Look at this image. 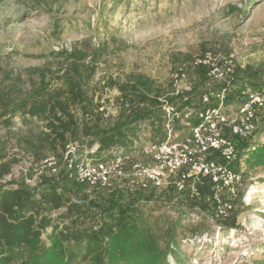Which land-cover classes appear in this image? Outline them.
<instances>
[{"label":"rangeland","instance_id":"obj_1","mask_svg":"<svg viewBox=\"0 0 264 264\" xmlns=\"http://www.w3.org/2000/svg\"><path fill=\"white\" fill-rule=\"evenodd\" d=\"M205 51L232 55L241 69L264 71V0H0V93L27 91L29 69L55 71L65 61L79 60L93 70L87 92L98 111L104 118L114 117L119 87L128 77L141 76L153 82V89L168 92L173 68ZM192 103L200 107L198 100ZM12 122L18 137L10 139L6 154L18 161L6 176L12 174L9 182L22 178L30 187L27 180L37 163L12 146L26 132L44 130V123L19 115ZM5 133L0 123L1 142ZM137 138L157 139L147 123ZM78 143L86 145L84 139ZM251 143L254 149L241 156L242 183L228 218H216L211 209L202 213L185 207L184 202L174 209L169 202L175 200L164 198V207L150 208L152 217L180 223L177 259L167 255L169 264H264V162L254 156L264 147V132ZM21 166L25 175L17 173ZM233 169L238 170L237 163ZM176 193V199L184 198L181 193L191 199L187 191ZM42 239L48 243L46 235ZM160 246L164 248L163 239Z\"/></svg>","mask_w":264,"mask_h":264},{"label":"trees","instance_id":"obj_2","mask_svg":"<svg viewBox=\"0 0 264 264\" xmlns=\"http://www.w3.org/2000/svg\"><path fill=\"white\" fill-rule=\"evenodd\" d=\"M62 67L55 71L29 69L27 91L15 88L0 93V123L6 128L5 140L0 141L1 179L18 161L6 154L10 139L18 137L12 131V118L17 115L44 123V130L26 132L12 146L23 149L37 164L50 155L61 159L66 145L80 139L85 140L87 149L98 145L97 158L115 147L129 153L133 149L130 139L136 138L146 123L157 139L163 138L157 99L167 94L170 86L164 92L153 89V82L141 76L128 77L119 87L116 116L104 118L87 92L92 68L79 60L65 61ZM187 73L193 82L187 105L198 100L201 107V95L209 93L205 88L206 71L189 68ZM263 74L264 71L235 66L225 105L235 109L247 101L248 95L262 90ZM52 82L60 83L59 87L52 88ZM176 99L179 98L171 101ZM208 105L216 104L212 99ZM261 121L264 122V110L256 115L254 136L264 132V126H257ZM234 144L238 157L253 147L250 140L234 139ZM254 156L264 162V147ZM47 171L33 187L24 184L22 178L0 184V264H169L167 255L177 259L174 251L179 250V244L175 237L180 223H170L165 216L154 218L150 208L164 207L160 202L164 198L176 201L169 202L174 209L182 208L181 202L202 213L215 209L212 186L204 179L196 186L199 199L191 200L181 193L184 198L180 200L175 197L178 193L174 187L159 193L154 189L133 193L119 188L89 191L87 186L68 179L65 168L57 175ZM53 213L57 214L54 218ZM161 239L164 248L160 246Z\"/></svg>","mask_w":264,"mask_h":264},{"label":"built area","instance_id":"obj_3","mask_svg":"<svg viewBox=\"0 0 264 264\" xmlns=\"http://www.w3.org/2000/svg\"><path fill=\"white\" fill-rule=\"evenodd\" d=\"M235 66L232 55L205 51L192 56L189 62L171 71L170 90L157 99L162 139L142 142L140 138H131V152L115 147L100 158L95 156L98 145L87 149L71 142L61 159L50 155L36 164L34 176L27 182L33 187L45 170L57 175L65 168L68 179L87 186L89 191L119 188L130 193L149 189L159 193L174 187L177 192L187 191L191 199H199L196 186L204 179L212 186L215 217L228 218L238 198L244 172V160L238 157L234 139L251 141L256 115L264 110V88L248 95L247 101L235 109L225 105ZM189 68L206 71L205 88L209 93L201 95L199 108L187 105L193 89L187 73ZM215 87L218 89L211 90ZM172 98L179 99L172 102ZM212 99L214 107L208 105ZM236 163L238 170H233L231 166ZM26 170L21 166L17 173L25 175ZM11 177L12 174L4 177L0 184L9 182Z\"/></svg>","mask_w":264,"mask_h":264},{"label":"bare ground","instance_id":"obj_4","mask_svg":"<svg viewBox=\"0 0 264 264\" xmlns=\"http://www.w3.org/2000/svg\"><path fill=\"white\" fill-rule=\"evenodd\" d=\"M249 194H250V193H249ZM249 194H248V195H249ZM247 198H248V197H247Z\"/></svg>","mask_w":264,"mask_h":264}]
</instances>
